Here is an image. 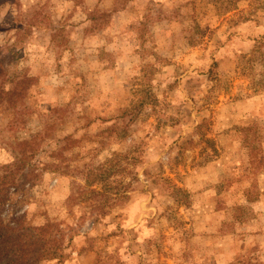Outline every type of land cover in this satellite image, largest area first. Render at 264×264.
Here are the masks:
<instances>
[{
    "label": "rangeland",
    "instance_id": "1",
    "mask_svg": "<svg viewBox=\"0 0 264 264\" xmlns=\"http://www.w3.org/2000/svg\"><path fill=\"white\" fill-rule=\"evenodd\" d=\"M0 220L38 264H264V0H0Z\"/></svg>",
    "mask_w": 264,
    "mask_h": 264
},
{
    "label": "trees",
    "instance_id": "2",
    "mask_svg": "<svg viewBox=\"0 0 264 264\" xmlns=\"http://www.w3.org/2000/svg\"><path fill=\"white\" fill-rule=\"evenodd\" d=\"M47 226L45 224L32 233L25 231L21 226L7 231L0 220V264H38L47 255H52V251L53 256H56L57 248H46L43 237H39L41 245L31 241L35 234H40ZM36 245L39 247H35Z\"/></svg>",
    "mask_w": 264,
    "mask_h": 264
}]
</instances>
